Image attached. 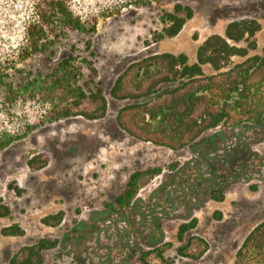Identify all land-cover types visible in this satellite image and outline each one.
Instances as JSON below:
<instances>
[{"label": "rangeland", "instance_id": "374dc122", "mask_svg": "<svg viewBox=\"0 0 264 264\" xmlns=\"http://www.w3.org/2000/svg\"><path fill=\"white\" fill-rule=\"evenodd\" d=\"M115 2L81 1L84 13L91 19L96 16V29L71 34L80 49L90 41L94 55L88 54L108 101L106 115L99 119L78 115L46 123L0 153V207L10 209L0 217V264H9L22 247L41 238L58 240L56 247L43 252L44 264H143L140 253L165 242L172 243L165 256L173 264H232L245 237L264 217V122L219 126L176 150L138 140L123 130L117 115L126 101L115 99L111 88L128 65L150 54L185 53L195 61L205 39L225 35L227 25L235 20L260 23L251 38L256 48L249 51L262 53L264 0H154L152 6L108 13L106 5ZM177 4L191 7L193 16L177 35L164 36L162 11H174ZM248 45L245 40L239 43ZM40 61L32 59L20 66ZM43 112L38 103L19 105L15 119H35ZM35 157L37 163L46 159L47 164L30 167ZM152 167H161V173L140 188L128 210L107 208L125 191L131 174ZM183 176L204 190L226 180L225 200L201 201L200 192L185 195L179 183ZM170 180L174 183L165 194L159 188ZM60 211L64 213L60 224L43 222ZM218 211L221 217H216ZM194 217L197 226L180 241V225ZM12 225H19L24 234H4L3 229ZM194 235L206 239L208 250L199 259L180 256L178 248ZM196 247L187 251L195 253Z\"/></svg>", "mask_w": 264, "mask_h": 264}, {"label": "trees", "instance_id": "16d2710c", "mask_svg": "<svg viewBox=\"0 0 264 264\" xmlns=\"http://www.w3.org/2000/svg\"><path fill=\"white\" fill-rule=\"evenodd\" d=\"M83 0H0V153L30 131L63 118L82 115L87 119L103 118L108 110L103 81L90 55V41L78 47L71 34L93 32L96 16L86 15ZM154 0H116L106 5L108 13H121L123 8L152 6ZM115 10V11H114ZM164 36H175L185 21L193 16L189 6L177 4L174 11L163 9ZM261 25L254 19L230 22L225 35L214 34L198 47L195 61L185 53L161 52L132 62L116 78L111 95L126 101L119 110V126L134 138L181 149L199 139L205 132L219 126L249 127L264 122V48H256L251 39ZM248 41V47L239 46ZM250 40V41H249ZM38 65H23L32 59ZM237 58V59H236ZM38 103L44 108L35 119L16 120L18 106ZM19 122V124L17 123ZM18 124L17 126L14 124ZM30 159L32 168L47 164L43 159ZM161 167L138 170L131 174L125 191L107 203L110 211L128 210L137 200L142 186L160 174ZM185 195L200 192L199 200L223 201L226 180L209 185L205 190L194 181L180 178ZM173 180L159 188L167 194ZM22 191V190H21ZM21 191H18L21 192ZM202 195V197H201ZM10 209L0 207V217ZM216 217H221L220 211ZM62 211L43 218L47 225L63 221ZM198 219L180 225L178 239L197 226ZM6 235H23L19 225L3 229ZM197 244L195 253L190 249ZM58 245L57 239L41 238L22 247L9 264H44L45 250ZM171 242L144 250L139 255L143 264H173L165 256ZM209 248L203 237L191 236L178 248L180 256L201 258ZM232 264H264V217L245 237Z\"/></svg>", "mask_w": 264, "mask_h": 264}]
</instances>
